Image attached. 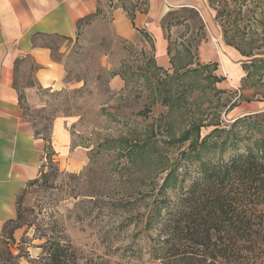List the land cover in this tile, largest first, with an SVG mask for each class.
<instances>
[{"label": "rangeland", "instance_id": "374dc122", "mask_svg": "<svg viewBox=\"0 0 264 264\" xmlns=\"http://www.w3.org/2000/svg\"><path fill=\"white\" fill-rule=\"evenodd\" d=\"M114 2L100 0L98 14L67 41L69 53H55L66 88L40 92L45 107L24 95L35 131L48 140L55 119L67 120L68 149L87 161L65 171L52 154L44 159L18 200L16 224L0 235V264H38L48 240L69 244L75 264H164L156 256L162 224L201 177L202 164L264 145V0H205L225 47L241 55L235 75L218 55L200 57L201 43H212L216 53L220 45L197 10L167 14L173 34L166 70L143 36L129 43L115 33ZM65 41L51 45L58 50ZM117 75L125 82L120 90L109 85ZM253 103L262 109L250 113ZM69 162L63 158V167ZM9 249L18 259L8 258Z\"/></svg>", "mask_w": 264, "mask_h": 264}, {"label": "crops", "instance_id": "0c3cea01", "mask_svg": "<svg viewBox=\"0 0 264 264\" xmlns=\"http://www.w3.org/2000/svg\"><path fill=\"white\" fill-rule=\"evenodd\" d=\"M99 2L0 0V235L5 225L15 220L21 194L39 178L48 155L52 154L60 169L65 171L78 169L79 164L82 169L86 164L87 157L77 159V152L71 153L68 149L71 136L66 128L67 120L55 119L50 139L37 135L21 107L20 96L25 95L27 102L36 103V107H45L39 105L40 92L55 93L66 88L65 65L62 59L55 58V53L63 56L69 53L67 41L79 33L81 21L97 14ZM197 2L203 6L198 7ZM114 3L115 33L129 43H135L143 36L154 52L157 66L166 70L171 69L169 33L173 34L164 23L167 14L178 9L197 10L220 45V49L217 45L219 52L216 53L212 43H201L200 57L215 61L218 55L223 62L222 68L226 67L233 73L231 75L238 73L236 62L241 55L235 47H225L216 27L214 10H209L205 0H115ZM60 38L66 41L55 50L51 42ZM28 62L33 65L30 70L25 69ZM26 78L31 83H26ZM109 85L120 90L125 82L117 75ZM260 109L262 107L253 103L249 112ZM65 157H70V167H63Z\"/></svg>", "mask_w": 264, "mask_h": 264}, {"label": "trees", "instance_id": "16d2710c", "mask_svg": "<svg viewBox=\"0 0 264 264\" xmlns=\"http://www.w3.org/2000/svg\"><path fill=\"white\" fill-rule=\"evenodd\" d=\"M200 173L169 210L157 259L164 264H264V145L228 162H206ZM44 248L38 264H75L69 244L48 240ZM13 257L19 256L9 249L8 258Z\"/></svg>", "mask_w": 264, "mask_h": 264}, {"label": "bare ground", "instance_id": "6f19581e", "mask_svg": "<svg viewBox=\"0 0 264 264\" xmlns=\"http://www.w3.org/2000/svg\"><path fill=\"white\" fill-rule=\"evenodd\" d=\"M222 72H224V73H225V71H222Z\"/></svg>", "mask_w": 264, "mask_h": 264}]
</instances>
